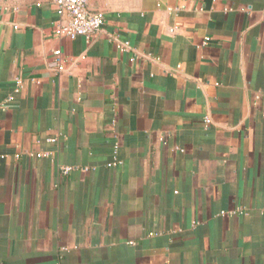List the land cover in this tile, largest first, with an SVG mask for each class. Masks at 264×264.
Segmentation results:
<instances>
[{"label": "crops", "instance_id": "crops-1", "mask_svg": "<svg viewBox=\"0 0 264 264\" xmlns=\"http://www.w3.org/2000/svg\"><path fill=\"white\" fill-rule=\"evenodd\" d=\"M89 9L0 0V264H264V0Z\"/></svg>", "mask_w": 264, "mask_h": 264}, {"label": "built area", "instance_id": "built-area-1", "mask_svg": "<svg viewBox=\"0 0 264 264\" xmlns=\"http://www.w3.org/2000/svg\"><path fill=\"white\" fill-rule=\"evenodd\" d=\"M54 10L57 15L55 22V36L57 38H66L75 40L78 37H83L86 40H91L98 36L104 27L105 16L101 11H91L89 9L90 0H51ZM210 39L205 38L203 45H206ZM118 49L125 51L127 44H118ZM60 50L53 52V66L57 73L66 71L65 60L62 59ZM15 92H19L22 88V81L19 78L14 79ZM10 100L3 103V107H8ZM56 139H50V142H55ZM36 157H47L45 153H39ZM121 164L120 161L114 160L110 166ZM72 168H62V174H68ZM62 252H68L67 248H63ZM58 264H61L60 262Z\"/></svg>", "mask_w": 264, "mask_h": 264}]
</instances>
